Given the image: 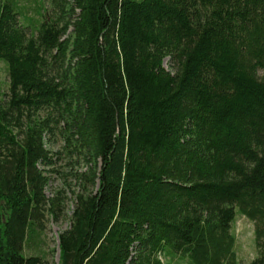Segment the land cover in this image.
I'll return each instance as SVG.
<instances>
[{
	"label": "trees",
	"instance_id": "16d2710c",
	"mask_svg": "<svg viewBox=\"0 0 264 264\" xmlns=\"http://www.w3.org/2000/svg\"><path fill=\"white\" fill-rule=\"evenodd\" d=\"M44 1L0 0V264H50L54 123L88 167L59 264H243L238 216L264 264V0Z\"/></svg>",
	"mask_w": 264,
	"mask_h": 264
},
{
	"label": "rangeland",
	"instance_id": "374dc122",
	"mask_svg": "<svg viewBox=\"0 0 264 264\" xmlns=\"http://www.w3.org/2000/svg\"><path fill=\"white\" fill-rule=\"evenodd\" d=\"M36 5L35 0H20V6L27 18L41 20V17L37 15ZM43 6L46 14L53 15V8L49 0H45ZM20 21L23 26L28 25L24 17ZM26 31L30 33L29 29H26ZM165 66L169 70L172 69L169 59L165 61ZM9 88L10 78L7 66L5 63L0 62V100H8ZM37 117L43 119L47 117V113L41 112ZM54 127V132L47 136V149L50 151L49 156L53 158V164L41 167V171L49 178L46 197L53 198L58 194L60 199L58 208L54 211L56 214L50 212V205L43 211L41 227L44 228V231L41 232L40 244L42 243V245L38 253L45 257L50 264H59L60 235L72 225L73 210L77 195L81 191L77 175L85 173L88 167L86 161L77 155L66 153L64 150L65 144L60 134L61 124L54 123ZM233 230L237 237V255L243 264H248L257 256L255 224L246 217L238 216ZM162 260L166 264H189L188 259L175 258L170 261L169 258L162 257Z\"/></svg>",
	"mask_w": 264,
	"mask_h": 264
}]
</instances>
